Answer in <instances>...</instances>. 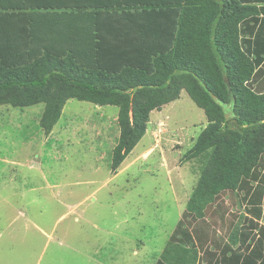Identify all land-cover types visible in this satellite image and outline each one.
Instances as JSON below:
<instances>
[{"label": "trees", "instance_id": "trees-1", "mask_svg": "<svg viewBox=\"0 0 264 264\" xmlns=\"http://www.w3.org/2000/svg\"><path fill=\"white\" fill-rule=\"evenodd\" d=\"M263 60L264 0H0V106L43 104L46 135L70 98L118 107L113 173L151 112L183 90L204 110L182 157L199 177L156 264H264ZM224 192L246 214L209 244L200 222Z\"/></svg>", "mask_w": 264, "mask_h": 264}, {"label": "rangeland", "instance_id": "rangeland-1", "mask_svg": "<svg viewBox=\"0 0 264 264\" xmlns=\"http://www.w3.org/2000/svg\"><path fill=\"white\" fill-rule=\"evenodd\" d=\"M43 109L0 106V264H156L199 177L200 162L182 157L204 110L183 90L151 112L113 173L118 107L70 98L50 135ZM243 214L241 194L222 193L200 222L208 243Z\"/></svg>", "mask_w": 264, "mask_h": 264}, {"label": "crops", "instance_id": "crops-1", "mask_svg": "<svg viewBox=\"0 0 264 264\" xmlns=\"http://www.w3.org/2000/svg\"><path fill=\"white\" fill-rule=\"evenodd\" d=\"M249 84L256 92H264V60L257 66Z\"/></svg>", "mask_w": 264, "mask_h": 264}, {"label": "water", "instance_id": "water-1", "mask_svg": "<svg viewBox=\"0 0 264 264\" xmlns=\"http://www.w3.org/2000/svg\"><path fill=\"white\" fill-rule=\"evenodd\" d=\"M229 87H230V84H229ZM231 92V91H230ZM226 116L228 117V113L226 114Z\"/></svg>", "mask_w": 264, "mask_h": 264}]
</instances>
